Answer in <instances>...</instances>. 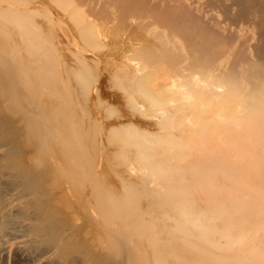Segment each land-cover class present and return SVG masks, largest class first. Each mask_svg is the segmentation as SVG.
Returning a JSON list of instances; mask_svg holds the SVG:
<instances>
[{
  "label": "bare ground",
  "instance_id": "obj_1",
  "mask_svg": "<svg viewBox=\"0 0 264 264\" xmlns=\"http://www.w3.org/2000/svg\"><path fill=\"white\" fill-rule=\"evenodd\" d=\"M129 28L149 40H122ZM111 31L127 34L104 54L120 60L109 75L153 111L105 135L82 105L100 97L102 56L77 44ZM108 136L134 160L118 191L101 172ZM10 251L24 264H264V0H0V257Z\"/></svg>",
  "mask_w": 264,
  "mask_h": 264
},
{
  "label": "rangeland",
  "instance_id": "obj_2",
  "mask_svg": "<svg viewBox=\"0 0 264 264\" xmlns=\"http://www.w3.org/2000/svg\"><path fill=\"white\" fill-rule=\"evenodd\" d=\"M36 1H40V0H36ZM51 4H53V5H51ZM54 6V7H53ZM57 5H55L53 2H51V3H48L47 4V7H50V8H48L47 9V12H49V10H50V12L49 13H51L52 14V16L54 17V18H56L55 16H57V15H60L61 13H62V10L57 6ZM55 7H56V9L58 10H61L60 12H59V10L57 11V10H55ZM58 12V13H57ZM56 13V14H55ZM41 15V14H40ZM39 15V17H38V22H40V23H42V26L43 27H46L47 26V19H46V14L44 13V15H42V18H41V16ZM38 16V15H37ZM37 19V18H36ZM39 19H40V21H39ZM46 22V23H45ZM45 23V24H44ZM46 25V26H45ZM69 25H71V23L69 22V24L67 25L66 24V27L64 26V28H65V31L66 30H68V29H70L71 28V31L73 30V32H71L70 30H68V31H66V33L68 34V32H69V35H72V36H74V35H76V34H74L75 33V31H74V26H72V27H70ZM73 25V24H72ZM68 26H69V28H68ZM99 27V26H98ZM129 30H131L130 28H129ZM133 30H135V29H132L131 31H128V29H127V33L128 32H130L129 33V35L127 34V33H116V32H114V34H112V31L111 32H109V34L103 39V40H101V43H102V41H104V44H105V46H104V44H101L100 43V45L99 46H97V47H92V46H89L88 44H86V43H84L83 41H80L77 45H78V47L77 46H72L71 47V50H72V48H75V47H77V48H79L80 46L81 47H83V48H85V49H91L93 52H94V50H95V52L96 53H94V54H97L98 56L100 55V56H102L101 58H102V61L100 62L101 63V65H100V63H99V65H98V69H96V68H94L95 70H93V71H95V74L98 76V78L100 79V83H101V85H100V90H99V92L101 93H98V95L101 97V99H100V97H96V100H95V98L93 99V96H91V97H89L86 101L88 102H83L82 101V105L88 110H90V111H92V112H94L95 113V110H96V112L99 114V118H100V121H101V126H103L102 127V129H103V132H104V134L105 135H108L107 133H105V132H108L109 131V128L110 127H112V125L114 124V123H116L117 124V120L121 123L124 119H126V115L129 117V119H131V120H133V119H136V120H138V118H140V116H141V118H144V117H147L148 116V114H151L152 113V111L153 110H151L150 109V105L148 104L147 105V101H144V100H142L138 95H134V97H135V100L139 103V105L141 104L142 105V108H139V109H137V108H135L134 107V105H133V103H132V96H128L129 94H127V92L126 93H124L123 91V87L120 85V82L117 84L116 82H117V80H120V79H117L116 78V76L114 77V76H112L111 77V75H109L110 74V71L111 70H113V68H111L110 66H108L109 64H110V62H109V64L106 66V64H105V62H106V60H108L107 58L105 59L104 57H106L105 55H107L108 54V52L109 51H115V50H119L121 47H122V44H124V37H128V38H130L131 36H132V34H133V37H131L130 39H132V40H134V41H136V42H139V41H142V40H144V41H148L149 40V38H148V35L147 34H145L144 32V35H146V37L144 38L143 37V34H142V32H139L140 30H138L137 31V29L135 30L136 31V33H135V31H133ZM134 32V33H133ZM73 33V34H72ZM111 33V34H110ZM116 33V34H115ZM122 34H127V36H123ZM135 34V35H134ZM142 34V35H141ZM57 36H56V38L58 39V41H57V39L54 41V43H55V45L57 46V48H61L62 49V47L64 46V43L65 42H63L64 40H63V38L60 36V34H59V32L56 34ZM112 35V36H111ZM120 35H122L121 36V39L122 40H124L123 42H122V40L121 39H119V37H120ZM141 35V36H140ZM118 37L116 40L114 39V38H116V37ZM136 36V37H135ZM60 37V38H59ZM111 37V38H110ZM143 37V38H142ZM119 40H121V42L119 41ZM114 41V42H113ZM117 41H119V43L116 42ZM60 42V43H59ZM108 42H110L111 44H109ZM84 43V44H83ZM116 43V45H114ZM61 44V45H60ZM86 44V45H85ZM59 45V46H58ZM80 45V46H79ZM85 46V47H84ZM87 46V47H86ZM104 46V47H103ZM112 46V47H111ZM113 46H115V47H113ZM89 47V48H88ZM106 47H108L107 49H106ZM82 48V49H83ZM111 48H113V49H111ZM114 48H115V50H114ZM119 48V49H118ZM81 49V50H82ZM91 50H89V51H91ZM97 50V51H96ZM100 50H105V51H103V53H102V51H100ZM106 50H107V52H106ZM60 51H62L63 52V50H60ZM92 51H91V53H92ZM60 52L61 53V58H60V67L61 68H63V67H65L66 65L68 66V65H70L71 64V61H70V55H68L69 53H67V52ZM116 52H118V51H115V53ZM106 53V54H105ZM105 54V55H104ZM104 55V56H103ZM66 56V57H65ZM64 57H65V59H64ZM105 59V60H104ZM118 59V60H117ZM62 61V62H61ZM109 61V60H108ZM116 61L117 62H115L114 63V66L116 67V65H118V64H120V60H119V57L117 58L116 57ZM68 62H70V64L68 63ZM65 63V64H64ZM105 64V66L107 67V71H108V69H109V72H106V71H104V65H102V64ZM106 63H108V62H106ZM117 63V64H116ZM61 64L63 65L64 64V66H61ZM112 62H111V66H112ZM114 66H112V67H114ZM102 67H103V69H102ZM114 67V68H115ZM101 70H103V71H101ZM106 70V69H105ZM100 71L102 72V74H100ZM94 73V72H93ZM98 73H99V75H98ZM104 73V74H103ZM107 75H106V74ZM95 75V76H96ZM158 75H160V74H157L155 77H153L152 78V81L151 82H153V79H155ZM96 76V77H97ZM107 76V77H106ZM109 76V77H108ZM164 77V76H163ZM162 76H158V78L160 79V78H163ZM107 78V79H106ZM112 81H111V80ZM159 79H157V81H159ZM108 81V82H107ZM114 81V82H113ZM116 81V82H115ZM156 81V80H155ZM154 81V82H155ZM153 82V83H154ZM111 87V88H110ZM119 88V89H118ZM122 88V89H121ZM121 93V94H120ZM123 93V94H122ZM111 94V95H110ZM127 94V95H126ZM97 95V96H98ZM123 95H124V97L126 98H124L123 97ZM128 100V101H127ZM91 102V103H90ZM114 103V104H113ZM101 104V105H100ZM108 104V105H107ZM120 104V105H119ZM85 105H87V106H85ZM96 105H100L99 107L98 106H96ZM110 105V106H109ZM125 106V107H124ZM133 106V107H132ZM92 109H91V108ZM107 107V108H106ZM124 107V108H123ZM127 107V108H126ZM95 108V109H94ZM103 108H105V109H103ZM112 109V110H111ZM127 109V110H126ZM150 109V110H149ZM116 110V111H115ZM148 110V111H147ZM126 111V112H125ZM142 111V112H141ZM144 111V112H143ZM115 112H117V113H115ZM147 113V114H146ZM128 114H130V115H128ZM113 115V116H112ZM120 115V116H119ZM122 115V116H121ZM136 115H137V117H136ZM140 115V116H139ZM145 115V116H144ZM105 116V117H104ZM109 116L111 117L110 119H109ZM132 116V117H131ZM144 116V117H143ZM121 117H122V119H121ZM135 117V118H134ZM122 121H121V120ZM103 123V124H102ZM116 124H114V125H116ZM119 124V123H118ZM113 125V126H114ZM105 126V127H104ZM94 128V127H93ZM98 129V127H95V129ZM105 128H106V130H105ZM94 129V135L96 136V130ZM93 132H92V134H93ZM97 132H98V130H97ZM109 133V132H108ZM109 137V136H108ZM106 138V140L104 141V146H105V149H104V152L102 153V156L104 157H100V163L101 164H103V165H101V172L103 173V177H104V181H105V183L106 184H108L109 185V187L111 186V188H113L114 190H119V175L121 176V178H122V176H123V178H124V176H126V175H128V174H131V172L130 173H127L126 171H130V169H129V167L132 165L131 164V162H134V160L133 161H131V159H133V158H131V155L128 153V155H127V157L126 158H121V157H119L118 156V153H116V154H114L117 150V144H118V140L115 138V137H109L108 138V140L109 141H107V137H105ZM113 138H115L117 141L115 142V140H113ZM112 141V142H111ZM108 142H110V144L108 143ZM115 143H117V144H115ZM107 145V146H106ZM109 145V146H108ZM111 145V146H110ZM116 147V148H115ZM115 150V151H114ZM129 152V151H128ZM114 157V158H113ZM130 158V159H129ZM102 159V160H101ZM105 160V162H104V160ZM121 159V160H120ZM118 160V161H117ZM124 160V161H123ZM129 162V164H128V162ZM110 163V164H109ZM102 167H103V169H102ZM121 167V168H120ZM134 167V166H133ZM136 167V166H135ZM134 167V168H135ZM127 168V169H126ZM131 168V167H130ZM124 169V170H123ZM136 169V168H135ZM103 170V171H102ZM128 171V172H129ZM116 173H118L119 175L117 176L116 175ZM127 173V174H126ZM115 174V175H114ZM126 174V175H125ZM130 176V175H129ZM129 176H126L127 178H129ZM132 176V175H131ZM130 176V180H134V178L133 177H135V174H133V176L131 177ZM127 178H124V179H127ZM132 178V179H131ZM104 181H103V183H104ZM113 186V187H112ZM118 188V189H117ZM18 256L19 255H17L16 254V252L14 253L13 251H10L8 254H6V255H4L3 257H0V264H21L22 262H21V260H23V258L22 257H19L18 258ZM24 263H27L26 262V259H25V261L23 260V264Z\"/></svg>",
  "mask_w": 264,
  "mask_h": 264
}]
</instances>
